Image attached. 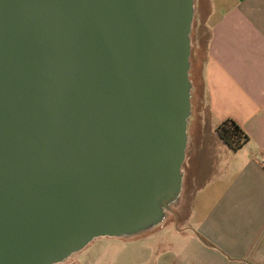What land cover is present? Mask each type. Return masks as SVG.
Listing matches in <instances>:
<instances>
[{"label":"water","instance_id":"obj_1","mask_svg":"<svg viewBox=\"0 0 264 264\" xmlns=\"http://www.w3.org/2000/svg\"><path fill=\"white\" fill-rule=\"evenodd\" d=\"M194 0H0V264L161 225L183 187Z\"/></svg>","mask_w":264,"mask_h":264},{"label":"crops","instance_id":"obj_2","mask_svg":"<svg viewBox=\"0 0 264 264\" xmlns=\"http://www.w3.org/2000/svg\"><path fill=\"white\" fill-rule=\"evenodd\" d=\"M194 9L188 212L160 227L163 248L147 264H264V0H194ZM226 119L249 136L239 150L217 132Z\"/></svg>","mask_w":264,"mask_h":264},{"label":"rangeland","instance_id":"obj_3","mask_svg":"<svg viewBox=\"0 0 264 264\" xmlns=\"http://www.w3.org/2000/svg\"><path fill=\"white\" fill-rule=\"evenodd\" d=\"M191 38L193 52V44L196 40L193 30ZM180 201L181 196L173 205V211H168L161 225L142 233L141 236L130 240L109 236L99 237L65 262L57 264H147L149 251H152V249L156 251L158 248L162 250L163 248L162 236L165 235V230L160 227L164 223L173 222L176 219L180 221L187 216V206L180 203Z\"/></svg>","mask_w":264,"mask_h":264},{"label":"trees","instance_id":"obj_4","mask_svg":"<svg viewBox=\"0 0 264 264\" xmlns=\"http://www.w3.org/2000/svg\"><path fill=\"white\" fill-rule=\"evenodd\" d=\"M217 132L224 142L233 150H239L248 140V134L234 120L226 119L218 127Z\"/></svg>","mask_w":264,"mask_h":264}]
</instances>
